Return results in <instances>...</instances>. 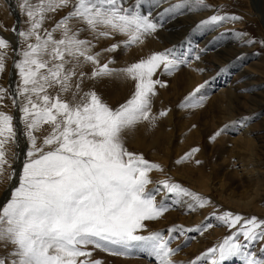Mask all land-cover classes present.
<instances>
[{
    "label": "snow or ice",
    "instance_id": "snow-or-ice-1",
    "mask_svg": "<svg viewBox=\"0 0 264 264\" xmlns=\"http://www.w3.org/2000/svg\"><path fill=\"white\" fill-rule=\"evenodd\" d=\"M185 7L202 10L209 6L206 0H183L169 11ZM20 8L29 27L18 31L22 44L14 67L19 82L11 95L30 147L18 186L0 206V247L7 250L0 256V264H103L92 258L94 250L122 256L132 249L146 251L160 264H174L173 257L179 249L171 247L170 238L160 232L141 234L148 227L145 221H155L168 211L147 189L152 182L149 174L162 168L128 151L125 142L140 124L156 122L152 99L156 86H164L159 79H153L156 73L162 69L171 75L187 60L168 51L123 68L111 67L112 61L101 63V53L93 51V40L122 35L127 48L142 43L159 27L149 15L125 7L124 0H23ZM65 8L70 11L50 31L43 28L49 13ZM237 19L214 15L202 21L200 27ZM72 21L78 27L74 28ZM82 33L90 34L92 39L81 38ZM119 47L114 43L104 51L115 52ZM9 48V41L0 38V73L5 71ZM86 66H91L90 74L83 70ZM112 77L131 80L135 85L132 96L115 110L95 91L85 92L82 87L85 78ZM204 87L199 85L187 97L186 107L203 105ZM7 94L0 88V99ZM159 115L166 116L167 112ZM14 119L0 110V174L10 166L9 148L18 145ZM45 125L50 131L40 142L36 133ZM220 135L217 132L212 139ZM198 151L199 148L192 149L178 163L190 160ZM12 155L19 159L16 153ZM14 175L13 171L8 178ZM163 184L177 197H190V210L210 203L179 184ZM216 219L231 228L238 224L241 227L234 236L209 250L211 264H223L234 256H243L245 264H264V258L245 252L246 245L239 242L241 236L247 242H264V220L245 219L230 211Z\"/></svg>",
    "mask_w": 264,
    "mask_h": 264
},
{
    "label": "rangeland",
    "instance_id": "rangeland-1",
    "mask_svg": "<svg viewBox=\"0 0 264 264\" xmlns=\"http://www.w3.org/2000/svg\"><path fill=\"white\" fill-rule=\"evenodd\" d=\"M182 2L183 0H124L125 7L149 15L159 25L157 31L142 43L127 48L123 45L126 37L122 35L98 42L93 40V51L101 53V63L112 61L111 67L123 68L154 53L168 52L173 44L170 47L165 45L175 42L192 26L187 31L188 35H183L187 39L184 47L179 50L175 46L174 50L177 49L178 52L172 51L177 58L186 59L187 63L171 75L165 74L161 69L153 77L164 85L156 86V95L152 99L155 124H140L134 133L126 136L125 143L128 151L143 155L146 160L157 163L162 168V171L153 170L149 174L152 182L147 189L155 196L157 204L166 205L168 211L155 221H145L148 227L141 234L160 232L166 239L170 238L171 247L179 249L175 256L187 257L184 264H211L213 257L207 255L209 250L229 236H234L241 227L240 224L235 228L223 225L216 219L217 216L230 211L245 219L256 217L264 220V0H206L209 6L206 9L185 7L169 11ZM22 3L23 0H0V38L10 43L6 68L0 73V88L7 90L8 94L0 99V110L15 117L14 125L18 133V145L10 147L7 154L10 166L0 174V206L10 199L11 192L18 186L25 153L30 147L23 135L20 113L17 105L13 104L11 95L19 82L18 70L14 67L20 58L22 44L18 31L29 27L27 16L20 8ZM69 11V8H65L49 13L50 18L43 28L50 31ZM214 15L236 16L239 19L200 27L202 21ZM185 17L196 21L185 25L191 22V19L189 22ZM72 26L78 27L77 22L72 21ZM14 28L17 29L16 33ZM56 36L59 38V33ZM81 38L92 39L88 33H82ZM114 43L120 44L115 52L104 51ZM198 47L201 52H197ZM233 53H236L237 58L230 62L234 56L228 65L221 67L223 73L204 79V67L201 65L208 64L206 60L222 59ZM197 56L199 59L205 58L202 64L196 59ZM83 70L90 74L91 66H86ZM199 85L205 86L201 93L205 96L203 105L199 108L186 107L187 97ZM82 87L85 92L95 91L113 110L124 104L135 90L133 81L117 77L100 80L85 78ZM49 91L54 94V90ZM223 97L224 100L221 99ZM16 99L20 98L17 96ZM162 111L167 112V115L161 117L159 114ZM49 131V126L45 125L36 133L40 142ZM217 132H221V135L213 140L212 137ZM255 145H260L262 150L259 151ZM168 147L173 152L167 150ZM194 148H199V151L190 160L178 163ZM168 152L171 154L168 155ZM12 153H16L19 159H15ZM166 159L169 162L166 163ZM201 164L204 175L208 176V189H196L190 183L206 179L205 177L191 175L187 178L191 172H198ZM13 171L15 175L9 179V173ZM164 181L179 184L210 203L204 208L190 210L187 205L191 198L169 193L164 187ZM171 211H176L179 216H182L181 213L190 214L192 220L197 219L190 227H185L179 218L174 221L167 219L166 216ZM206 224L212 226L205 229L203 226ZM173 228L177 231L172 232ZM195 228H201V231H188ZM204 233L206 234L202 238L203 243H207L206 248L196 252L202 243L199 242L196 248L190 247L195 237ZM239 242L246 245L245 252L252 254L256 250L254 256L264 258V242H247L242 236ZM6 251L0 247V256ZM92 258L102 260L103 264H160L157 257L142 249H132L122 256L94 250ZM223 264H245V259L243 256H234L225 259Z\"/></svg>",
    "mask_w": 264,
    "mask_h": 264
},
{
    "label": "bare ground",
    "instance_id": "bare-ground-1",
    "mask_svg": "<svg viewBox=\"0 0 264 264\" xmlns=\"http://www.w3.org/2000/svg\"><path fill=\"white\" fill-rule=\"evenodd\" d=\"M13 4V3H12ZM186 18V20H188L189 22H190V19H191V22H190V24L188 23V24H186L185 23V25H191L192 24V21H196V20H193L192 18H190V17H185ZM184 22H185V20H184ZM18 26V25H17ZM191 27L192 26H189L186 30H185V35H188V33L189 32H187L188 30H190L191 29ZM18 28V27H17ZM16 33V32H15ZM183 34V35H184ZM181 36V37H179V38H177V40L175 41V42H172V43H167L166 45H165V47H170L172 44H173V46H171V49L169 48L168 49V51H173V53H175V52H178L177 51V49H176V51L174 50V48H175V46L176 47H178V49L179 50H181L183 47H184V44H185V42H186V38L184 37V36ZM179 43H182V44H179ZM197 52H201V49H199V47L197 48ZM236 55V53H233V54H227L226 55V57H224V58H222V59H218V60H210L209 59V61L208 60H206L207 61V63L208 64H205V66L204 65H201V67L203 66L204 67V79H209L210 77L212 78V77H215V76H217V75H219V74H221V73H223V71L224 70H222L221 69V67H223L225 64H229L230 62H232V61H234L236 58H237V56H235ZM235 56V57H234ZM234 57V59L233 60H231L230 62H229V60L231 59V58H233ZM18 58V57H17ZM201 59V60H200ZM200 59H199V63L200 64H202L201 62L205 59V58H201L200 57ZM203 70V69H202ZM199 77V76H198ZM197 78V77H196ZM13 79V78H12ZM196 80V79H195ZM198 80V79H197ZM13 86V85H12ZM15 88V87H14ZM223 90V89H222ZM224 98L225 97H223V98H221V99H223L224 100ZM226 100V99H225ZM222 101V100H221ZM228 101V100H227ZM240 102V101H239ZM222 103V102H221ZM225 103V102H224ZM222 105H224V104H222ZM228 105V104H227ZM239 105V104H238ZM229 106V105H228ZM154 144H156V142L154 141ZM250 144L251 145H253L254 143L252 142V140H250ZM256 147L255 148H257L259 151H261L262 149H261V146L260 145H255ZM170 150L171 152H173V150H171L169 147L167 148V150ZM256 149V150H257ZM253 150V149H252ZM171 152H168V155L169 154H171ZM254 154V151H252V155ZM174 156V155H173ZM167 162H169L167 159H166V163ZM19 164V163H18ZM175 164V163H174ZM171 165V164H170ZM18 166V165H17ZM19 167V166H18ZM240 167H243L242 165H240ZM16 168V167H15ZM255 171V170H254ZM203 172H205L204 171V168H203V166H202V164L198 167V172H196V173H193V172H191L189 175H187V178H189V176H191V175H197V176H199V178H206V179H201L200 181H196V182H190L191 183V186L192 187H194V188H196V189H208L207 188V185H208V176H205L204 175V173ZM173 174H174V172H173ZM177 175V174H176ZM175 178V177H174ZM182 178H184V179H186V177H182ZM178 180V179H177ZM190 180V179H189ZM221 185H223V184H221ZM191 187V188H192ZM220 190H221V188H220ZM196 191V190H195ZM7 192V191H6ZM10 193V192H9ZM249 203V202H248ZM164 205V204H163ZM244 205H245V203H244ZM247 205V204H246ZM166 206V205H165ZM247 207V206H246ZM249 207H250V203H249ZM198 214V213H197ZM197 214H195V215H197ZM181 215L182 216H179L178 214H177V212L176 211H171V212H169L168 214H167V219L168 220H171V221H174V220H176V218H179V220H180V223L182 224V225H184L185 227H190L189 225H191L196 219H197V217H196V219L195 220H192L191 219V215L190 214H188V215H183L182 213H181ZM200 215V214H199ZM193 216V215H192ZM199 217V216H198ZM166 219V220H167ZM195 223V222H194ZM185 227H184V229H185ZM206 233H204V234H201V235H199L198 237H195V241H194V243L192 244V246L190 247V248H196L197 247V245L199 244V242H200V244L202 243L203 245L196 251V252H199V251H201V250H203V249H205L206 248V244L207 243H203V241H204V239L202 238V236H204ZM195 252V253H196ZM255 252H257L256 250L252 253V255H254V253ZM249 253V252H248ZM258 254V253H257ZM256 257L257 258H260V257H258L257 255H256ZM244 258V257H243ZM185 259L187 260V257H181V258H179L178 256H174L173 257V260H174V264H184V262H185ZM159 261V260H158ZM158 263H160V261L158 262Z\"/></svg>",
    "mask_w": 264,
    "mask_h": 264
}]
</instances>
